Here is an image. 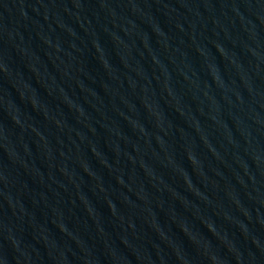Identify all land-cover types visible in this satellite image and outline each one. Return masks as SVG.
Returning <instances> with one entry per match:
<instances>
[{
	"label": "water",
	"instance_id": "1",
	"mask_svg": "<svg viewBox=\"0 0 264 264\" xmlns=\"http://www.w3.org/2000/svg\"><path fill=\"white\" fill-rule=\"evenodd\" d=\"M0 264H264V0H0Z\"/></svg>",
	"mask_w": 264,
	"mask_h": 264
}]
</instances>
